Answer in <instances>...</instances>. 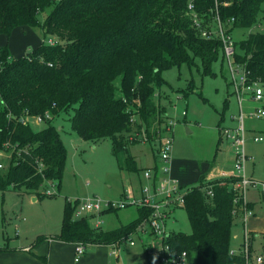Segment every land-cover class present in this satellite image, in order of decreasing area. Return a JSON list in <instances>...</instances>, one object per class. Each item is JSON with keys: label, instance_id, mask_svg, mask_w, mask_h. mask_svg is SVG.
<instances>
[{"label": "trees", "instance_id": "1", "mask_svg": "<svg viewBox=\"0 0 264 264\" xmlns=\"http://www.w3.org/2000/svg\"><path fill=\"white\" fill-rule=\"evenodd\" d=\"M48 9L42 23L40 16ZM217 16L230 34L236 28L256 29L264 26V0H0V62L5 64L0 71V151L10 154L0 158V192L24 189L44 197L49 184L61 186L67 149L52 121L62 113L84 141L110 139L120 169L138 171L129 149L139 142L130 138L150 135L151 118L160 121L156 97L166 84L163 72L185 64L191 68L198 60L204 76L215 75L212 65L225 62L221 40L200 33L212 30ZM37 26L44 41L30 54L12 58L13 31ZM48 39L58 44L49 45ZM235 49L234 61L249 82L264 87V31L251 32ZM47 113L53 118L42 130L25 121ZM204 178L185 195L191 234L170 233L164 243L173 255L187 253L194 264L256 262L262 255L252 252L254 235L249 258L242 250H230L234 219L251 210L236 189L239 180ZM74 211L66 202L60 233L39 236L34 244L54 239L119 248L129 238L141 240L139 228L152 213L138 208L136 219L104 231L94 227L92 218L75 220Z\"/></svg>", "mask_w": 264, "mask_h": 264}, {"label": "rangeland", "instance_id": "2", "mask_svg": "<svg viewBox=\"0 0 264 264\" xmlns=\"http://www.w3.org/2000/svg\"><path fill=\"white\" fill-rule=\"evenodd\" d=\"M48 9L40 16L43 23L49 13ZM263 32L264 26L256 29L236 28L232 38L236 45L247 40L251 32ZM9 46L12 58L30 54L44 41L41 26L22 27L13 31ZM8 40V38H5ZM4 43V42H3ZM197 65L173 67L163 72L166 81L158 91L156 103L160 108V121L151 118L152 125L157 128L159 123L172 122L173 128V164L170 176L183 189L199 185L203 177L217 170L221 178L239 176L236 171V158L230 140L223 135L226 129L236 130L240 121V105L228 65L218 60L212 65L215 75H203V66ZM5 64L0 62V71ZM263 105L244 96L242 113L245 116V152L248 156L245 176L256 184L250 183L241 195L250 204L252 214L245 220L237 216L231 229L230 250L239 253L244 247L245 230L255 239L252 252L264 257V117L256 118L253 114ZM158 116V112L156 114ZM53 116L51 115V119ZM50 120V119H49ZM46 120L38 122L35 118H27L35 130L46 127ZM52 124L59 130L61 139L67 149V163L61 186L49 184L47 190L53 195L39 197L23 190L0 192V248L8 245L15 248L17 243L34 244L39 236L53 238L60 233L66 202L88 197H99L103 200L120 202L128 196L138 195L147 182L143 178L145 168L153 166V143H137L130 147V154L135 159L138 171L122 170L113 153L110 139L84 141L71 127L67 114L56 116ZM152 126V127H153ZM164 127V125H163ZM152 130V128H151ZM263 137L256 142V137ZM136 141V140H135ZM5 159L10 158L6 154ZM163 164L160 163V168ZM145 169V170H144ZM216 179H218L216 177ZM37 198V200H33ZM137 206H128L113 213H103L101 228L110 231L122 224L136 219ZM167 233L191 234L192 228L184 208L176 207L166 221ZM136 246L128 243L119 248L102 246L106 253L114 252L115 264H157V252L164 251L163 237H146L145 244L134 237ZM148 243V244H147ZM254 255V256H255ZM77 257L75 256V259ZM81 258V257H80ZM79 258V259H80ZM256 258V257H255ZM111 264V260H108ZM252 264H256L254 261Z\"/></svg>", "mask_w": 264, "mask_h": 264}, {"label": "built area", "instance_id": "3", "mask_svg": "<svg viewBox=\"0 0 264 264\" xmlns=\"http://www.w3.org/2000/svg\"><path fill=\"white\" fill-rule=\"evenodd\" d=\"M189 10L192 15V19L196 24V27L200 29V24L198 22L195 12H193V5L189 6ZM201 37L207 40L210 39H219L221 40V47L224 54L225 63L228 65L231 83L237 94L241 115L239 126L236 130L226 129L223 131L225 135L231 142L233 154L236 158V171L239 176L237 178L236 189L242 190L245 193L246 187L248 184L256 182L251 181L245 176L246 174V162L248 156L245 152V129L243 125V120L245 116L242 113V104L244 101V96H250L256 102H259L263 107L259 108L253 116L256 118L264 117V87L258 83L249 82L248 74L234 61L236 49L235 43L232 38V34L228 33V30L222 25L219 16L216 17V24L212 30L202 29L200 30ZM47 43L49 45H56L58 42L54 39H48ZM51 119V113H47L44 118L35 117V120L38 122H44V120ZM26 121V120H25ZM158 122L159 125L157 128L153 126L150 131V135L145 132L141 134H135L130 138L131 141H138L139 143L147 144L153 143L155 145V152L158 156V164L156 167L151 169H146L143 174L144 178L147 181V184L144 187H141L140 197L134 196L132 193L126 196L125 200L120 202H114L110 200H103L99 197H88L86 199H77L75 201H70L74 207V219L78 220L84 217H93V225L96 228H101L103 221L100 219V216L111 210H119L127 208L128 206H137L138 208H147L151 209L152 213L148 219H145L139 228L141 235L140 242L145 243V238L148 235L160 236L165 238L169 235L166 231V221L170 218L172 211L176 207H184L185 204V195L188 193L189 189H183L179 186L178 182L173 180L170 176L172 169V148H173V128L174 125L172 122ZM164 125V127H163ZM172 136V137H171ZM256 142H262L263 137H256ZM7 147V145L5 146ZM6 154L3 151H0V158L4 157ZM160 163L163 164V167L160 168ZM3 166L0 165V168ZM218 179H221L219 177ZM213 180V179H208ZM47 195H53L49 190L46 192ZM208 194L212 195L211 190H208ZM246 204V202H245ZM252 212L249 209H245L244 219L246 220ZM131 247L136 246V243L131 239H127ZM251 245L250 233L245 230V243L242 248L243 253L247 258H249V248ZM89 245L76 244L75 255L76 262L79 261V258L84 256L88 251ZM115 253V251L113 252ZM157 264H194L193 261L188 259L187 253H182L181 255H173L169 246L164 243V251L157 252ZM264 257L258 256L256 259V264H263Z\"/></svg>", "mask_w": 264, "mask_h": 264}, {"label": "crops", "instance_id": "4", "mask_svg": "<svg viewBox=\"0 0 264 264\" xmlns=\"http://www.w3.org/2000/svg\"><path fill=\"white\" fill-rule=\"evenodd\" d=\"M29 124L32 127L31 123ZM152 152L153 166L151 168H154L158 164V156L154 149ZM219 176L220 174L218 171L214 170L208 178L214 180L216 177L219 178ZM128 191L129 190H126L125 192L128 193ZM130 192L136 197H140L141 195V189L138 195L134 194L132 190H130ZM127 193L124 195H128ZM33 200H37V198H33ZM89 218H92L91 222L93 223L94 216ZM101 247V245H89L87 253L76 262V244L74 243H65L54 239H46L38 244L20 242L17 243L15 248L8 245L5 247L7 248L6 251L0 252V264H108V260H111V264H115L112 258L113 252H111L110 256V253L104 252Z\"/></svg>", "mask_w": 264, "mask_h": 264}]
</instances>
